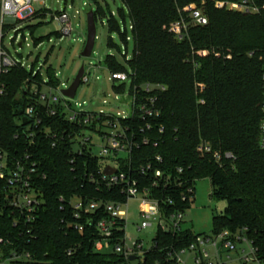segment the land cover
I'll return each instance as SVG.
<instances>
[{
  "label": "trees",
  "instance_id": "trees-1",
  "mask_svg": "<svg viewBox=\"0 0 264 264\" xmlns=\"http://www.w3.org/2000/svg\"><path fill=\"white\" fill-rule=\"evenodd\" d=\"M120 1L125 16L132 22L134 56L128 60L130 37L126 22L123 31L108 8L109 32L121 34L127 67L112 56L104 64L110 73L129 75L132 96L136 95L138 100L156 97L162 109L161 116L149 122L150 130L140 118L122 121L123 126H131L137 141L150 139L149 145L136 147L131 167L123 166V170L130 169L141 190H148L163 209L185 215L194 200L197 181L210 180L212 199L227 204L225 211L213 219L212 236L224 231L240 233L252 242L258 257L264 259V151L259 147L264 0H252L259 8L253 14L230 10L227 5L220 7L241 0ZM191 5L204 10L207 25L192 22L189 13L184 12ZM97 8L96 24L106 14L102 7ZM178 23L182 25L180 37L171 31L172 25ZM48 39L40 42L46 43ZM56 75V70H48V84L54 88L62 82ZM5 80L7 93L0 106V148L12 156H33L41 173L38 188L43 201L37 222L31 227L12 206L6 183L0 180V239L7 246L6 251H26L33 257L32 264L120 262L118 256L93 252L98 231L95 226L86 225V218L80 222L85 224L83 233L68 227L72 213L60 201L79 196L102 203L121 202L125 198L120 187L110 188L101 182L97 157L88 152L80 156L75 151L72 137L82 127L61 115L50 118L41 113L42 124L32 128L35 143L31 144L25 134L29 122L23 117L33 101L26 95V87L44 79L40 73H29L19 65ZM126 85L114 86V91L123 93ZM148 86L156 90L148 94ZM47 131L57 134L56 147L46 137ZM202 144L208 145L211 153H200ZM216 154L220 159L215 158ZM157 157L163 161L158 162ZM149 165L152 171L142 173V168ZM156 170L163 173L162 179H156ZM191 188L192 194L188 193ZM90 217L96 224L108 218V214L102 206ZM198 237L191 231H158L156 246L147 253L145 264H176L168 262L167 248L180 252ZM71 249H75V254L69 257Z\"/></svg>",
  "mask_w": 264,
  "mask_h": 264
},
{
  "label": "built area",
  "instance_id": "built-area-1",
  "mask_svg": "<svg viewBox=\"0 0 264 264\" xmlns=\"http://www.w3.org/2000/svg\"><path fill=\"white\" fill-rule=\"evenodd\" d=\"M225 5L230 10H238L247 14L259 12V8L252 0L221 4L220 7ZM35 6H38V8H35ZM41 7L44 8L45 3L40 0H0V106L2 99L7 93L5 79L15 67L20 65L11 58L3 47L5 32L12 28L13 25H22L42 16L44 9ZM184 12L189 13L194 24H208V17L204 10L197 8V6L186 7ZM60 21L63 25L61 35L70 37L73 33V25L68 14L60 13ZM171 31L180 37L182 25L179 23L172 25ZM26 40L25 38L24 42L20 43L22 44L21 48ZM87 74L85 68L82 83L89 82ZM110 75L111 81L121 83V85L127 84L130 80L129 75L126 73H110ZM56 76L59 77V73ZM48 83V80H43L40 83H32L29 87H26L28 89L26 95L29 94V99L33 101L26 107L23 117L29 122L25 134L30 143H35V134L32 132V128H37L42 124V120L39 117L41 113L46 114L50 118L58 115L65 117V120L69 123L82 127V130L79 133H75L72 137L75 151L80 156L88 152L92 156L97 157L100 164L99 176L101 182L110 188L120 187L121 194L125 198L121 202L109 203H102L95 199L79 196L72 197L70 201L61 198L60 201L72 213V221L68 227L76 232L83 233L85 224L80 222L82 218H86V225L95 226L98 231V238L94 240L93 244V252L95 254L118 256L120 262L117 261L113 264H145L147 253L156 246L157 234L152 241L151 247L147 250L144 249L140 241L132 242L128 239V217L131 201L138 200L140 202L139 215L143 222L141 227H139V231L153 227L154 223L157 222L159 223L157 233L158 231L167 233L182 232L184 231L182 225L185 219V214L183 213H171L169 210L163 209L162 203L153 197L148 190H141L138 180L132 176L130 169L127 171L123 170V166L131 167V156L136 147L149 145L150 139L142 138L141 141H137L136 135L132 133L131 126H123L122 121L140 118L146 123L147 130H150L152 125L149 122L159 118L162 114V109L158 106V99L156 97H146L138 100L136 95H130L128 114L89 113L78 110L82 109L86 103L83 105L79 104L76 109L73 107L70 102L71 99L63 95L61 90L64 87L63 82L56 88ZM262 89L259 147L264 151V74L262 77ZM154 90H156L154 87L148 86L146 88L148 94H151ZM123 94L124 92H116V100L119 101L120 95ZM105 104H107L106 101ZM103 129H108L109 133H104ZM141 129V132H143L144 129ZM49 131H47L46 137L52 139V146L56 147L57 134L49 133ZM88 132L98 133L106 141L105 147L98 155L94 152L93 138L86 136ZM199 152L208 154L211 153V148L206 144H202L199 147ZM215 158L220 159L218 154L215 155ZM157 161L162 162L163 160L161 157H157ZM108 167L116 171L111 176L105 175ZM152 169V166L149 165L147 168H142V173L150 172ZM153 172L156 179L163 178L161 171L156 170ZM180 173H182L181 170ZM40 177L39 166L31 154L24 153L12 156L0 148V180L6 183L7 189L11 194L12 206L23 218V221L28 225L30 224L31 227L37 222L43 202L42 194L38 188ZM188 193L192 194L194 190L191 188ZM102 206H104L108 218H104L94 224L90 216L100 210ZM129 242H132V244L129 245ZM243 244L251 246L250 252L245 248H241ZM6 248V244L0 239V264L34 263L30 253L18 248L6 251ZM166 252L169 258L168 262L175 261L176 264H184L181 258L188 253L194 254V264H264V259L258 257L257 251L247 237L230 231H224L218 236H199L196 242L187 249L175 252L172 248H167ZM74 254L75 249L69 250V257ZM132 258H136V260L132 261Z\"/></svg>",
  "mask_w": 264,
  "mask_h": 264
},
{
  "label": "rangeland",
  "instance_id": "rangeland-1",
  "mask_svg": "<svg viewBox=\"0 0 264 264\" xmlns=\"http://www.w3.org/2000/svg\"><path fill=\"white\" fill-rule=\"evenodd\" d=\"M45 3L43 15L22 25H13L5 32L3 47L11 58L30 73H40L44 80H48V70L54 69L59 73L60 80L64 83L62 91L68 89L82 66L86 68L89 82L82 83L77 91L76 97L70 102L76 109L78 105H84L79 111L89 113H129L128 104L130 102L131 80L127 82L123 95L119 101L116 100V88L121 83L110 80V72L104 62L108 56L116 57L121 66L127 67L125 58L126 50L121 34L114 31L110 34V13L115 15L114 22L119 24L124 31L126 22L130 43L128 46V60L134 56L135 43L132 33V22L123 12V3L120 0H40ZM86 4V7H85ZM98 5L103 8L106 14L99 17L97 27V39L93 54L90 58H83L82 53L85 48L88 28V14L92 11L98 12ZM40 7V6H39ZM38 8V6H35ZM109 8V9H108ZM79 12V13H78ZM60 13H67L73 25L72 35H61L63 25L60 21ZM61 35V36H60ZM50 38L46 43H41V39ZM113 38L111 41L110 38ZM27 39L21 48L19 44ZM112 44L109 47V44ZM121 49V52L119 51ZM206 55V54H204ZM90 72V74H89ZM45 92V90H44ZM105 101L107 104H105ZM104 133L109 130L103 129ZM86 136L93 138L94 152L98 155L102 152L106 141L98 133L88 132ZM124 156V155H123ZM195 197L190 209L185 215L182 229L191 231L196 236L213 235V219L216 215L222 214L226 209V202L212 199V185L210 180L203 179L197 181L195 185ZM138 200L130 203L128 239L132 242L140 241L145 250L152 245L156 237L159 223H154L153 227L139 231L143 220L139 215ZM129 242V245L132 244ZM209 248V247H208ZM248 252L251 246L241 245ZM184 264H194V254L188 253L182 256ZM236 264V263H234Z\"/></svg>",
  "mask_w": 264,
  "mask_h": 264
},
{
  "label": "water",
  "instance_id": "water-1",
  "mask_svg": "<svg viewBox=\"0 0 264 264\" xmlns=\"http://www.w3.org/2000/svg\"><path fill=\"white\" fill-rule=\"evenodd\" d=\"M96 38H97V27H96V21H95V14L94 12L91 11L88 14L87 39H86L84 51L82 53L83 58H90L92 56L94 48H95ZM21 45L22 44H19V47H21ZM84 73H85V67L82 66L73 84L68 89H65L63 91V95L66 98L74 99L76 97L77 91L82 84V78L84 76ZM115 172H116L115 170L108 167L105 171V175L111 176ZM131 260L134 261L136 260V258H132Z\"/></svg>",
  "mask_w": 264,
  "mask_h": 264
}]
</instances>
